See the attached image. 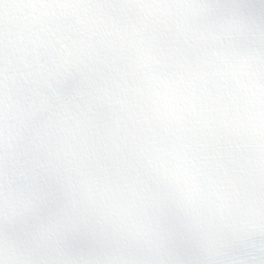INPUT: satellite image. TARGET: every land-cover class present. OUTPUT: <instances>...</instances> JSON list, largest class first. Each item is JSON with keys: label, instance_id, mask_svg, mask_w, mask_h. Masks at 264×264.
I'll list each match as a JSON object with an SVG mask.
<instances>
[{"label": "snow or ice", "instance_id": "6c2138e0", "mask_svg": "<svg viewBox=\"0 0 264 264\" xmlns=\"http://www.w3.org/2000/svg\"><path fill=\"white\" fill-rule=\"evenodd\" d=\"M0 264H264V0H0Z\"/></svg>", "mask_w": 264, "mask_h": 264}]
</instances>
